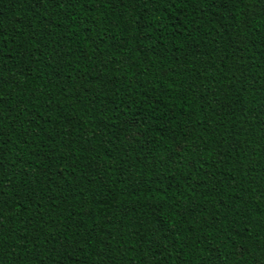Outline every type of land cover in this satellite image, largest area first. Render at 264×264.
<instances>
[{
  "label": "trees",
  "instance_id": "obj_1",
  "mask_svg": "<svg viewBox=\"0 0 264 264\" xmlns=\"http://www.w3.org/2000/svg\"><path fill=\"white\" fill-rule=\"evenodd\" d=\"M0 264H264V0H0Z\"/></svg>",
  "mask_w": 264,
  "mask_h": 264
}]
</instances>
